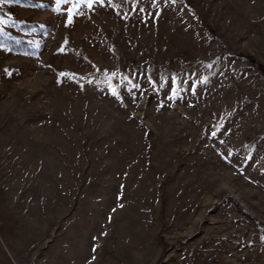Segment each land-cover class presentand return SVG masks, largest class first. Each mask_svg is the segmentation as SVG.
<instances>
[{
	"label": "rangeland",
	"instance_id": "1",
	"mask_svg": "<svg viewBox=\"0 0 264 264\" xmlns=\"http://www.w3.org/2000/svg\"><path fill=\"white\" fill-rule=\"evenodd\" d=\"M73 3H0V264H264V0Z\"/></svg>",
	"mask_w": 264,
	"mask_h": 264
},
{
	"label": "snow or ice",
	"instance_id": "2",
	"mask_svg": "<svg viewBox=\"0 0 264 264\" xmlns=\"http://www.w3.org/2000/svg\"><path fill=\"white\" fill-rule=\"evenodd\" d=\"M7 2V0H0V3H4ZM94 2V0H87V6L88 7H92V3ZM69 3V0H56V11L60 12V6ZM80 3V0H75V3H73L72 8L69 9L68 11V23L71 24L72 20H73V13L76 10L77 4ZM76 15H79L78 12H75ZM61 51H63V49H61ZM7 71V70H6ZM61 75H67V74H61ZM113 94L115 95V91L113 92Z\"/></svg>",
	"mask_w": 264,
	"mask_h": 264
}]
</instances>
